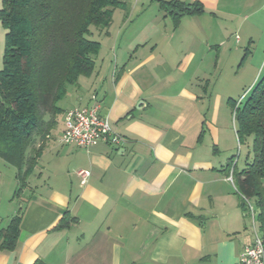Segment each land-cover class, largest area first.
Returning <instances> with one entry per match:
<instances>
[{
	"label": "crops",
	"instance_id": "obj_1",
	"mask_svg": "<svg viewBox=\"0 0 264 264\" xmlns=\"http://www.w3.org/2000/svg\"><path fill=\"white\" fill-rule=\"evenodd\" d=\"M182 1H199L203 12L174 24L162 11L174 29L163 33L165 46L148 36L135 38L133 45L122 41L116 50L117 35L112 65L106 57L97 61L100 42L93 73L79 77L58 101L62 111L56 126L17 196L16 168L0 158V228L23 209L15 248L0 250V264L38 259L47 264H236L253 243L230 176L234 166L241 169L228 154L205 145L207 131L217 147L220 143L215 126L220 97L206 87L211 71L205 56L217 49L215 72L227 29L215 22L219 33L212 35L200 21L209 25L219 15L225 22L234 19L238 28L249 30L244 40L236 35L235 44L241 39L252 44L264 35V0H238L236 12L223 0ZM185 19L195 26L178 30ZM105 38L109 44L111 35ZM76 106L96 108L124 142L88 148L60 144L64 112ZM82 170L89 171L83 184ZM65 212L73 220L59 228Z\"/></svg>",
	"mask_w": 264,
	"mask_h": 264
},
{
	"label": "trees",
	"instance_id": "obj_2",
	"mask_svg": "<svg viewBox=\"0 0 264 264\" xmlns=\"http://www.w3.org/2000/svg\"><path fill=\"white\" fill-rule=\"evenodd\" d=\"M157 2L174 24L186 14L203 12L199 1ZM117 8L126 9L127 1L1 0L6 46L0 69V158L16 168V196L27 186L45 136L56 126L62 111L58 101L70 85H77L79 77L90 76L95 69L101 45L88 38L90 27L107 28ZM244 93L243 102L233 103V113L239 143L252 139V157L241 170L231 168L232 178L244 212L245 201L254 200L264 242V72ZM22 214L18 208L0 228L1 251L15 248ZM70 220L65 212L57 227H67ZM32 264L47 263L38 259Z\"/></svg>",
	"mask_w": 264,
	"mask_h": 264
},
{
	"label": "rangeland",
	"instance_id": "obj_3",
	"mask_svg": "<svg viewBox=\"0 0 264 264\" xmlns=\"http://www.w3.org/2000/svg\"><path fill=\"white\" fill-rule=\"evenodd\" d=\"M127 8L117 9L115 10L112 20L107 28H94L92 29V34L88 35V38L92 40H98L102 43V50L99 52V56L97 61L99 62L102 57H106V61L112 62L117 60L115 55L118 54L115 52L112 47L115 45V39L117 35L119 36V41L116 42V50L119 46H122V41L129 42L131 45L137 42L135 38L138 40H145L150 36L152 39L156 40L160 43V46L163 45L165 39L164 37L165 31H174L173 26L171 25V20L168 17H163L162 10L159 11V4L157 0H126ZM238 0H223V3H227L228 6L225 7L227 10L236 12V6ZM1 6V0H0ZM214 19L212 24H206L200 21L201 25H204L205 28L211 27L210 34L216 35L219 33L217 28L215 27V22H217L219 27L223 30V28L227 29L226 38L227 44L222 46V54L220 60V67H217L215 72L212 71V67L215 60V53L217 49L211 51V54L206 57V67L210 68L211 74L209 76V80L206 83V87L209 90L214 89V93L218 94L220 99L219 109L217 111V119L215 122V126L218 127L220 143L217 147L215 142L211 140L210 135L207 131L205 135V145H207L208 149L212 151L216 148L218 152L217 154H228L230 159H233V162L237 165V170L242 169L245 165L244 162L248 159L250 161L252 157L251 152V143L252 139L247 138V141L243 143H239V140L236 137V129L237 123L235 121V114L233 103L235 102H243L247 96V93H244V90L247 89L243 87V85L249 84L251 79L256 74V79L261 73L264 72V35L261 34V38L259 36L252 44H248V40L244 42V38H247L249 35H246L248 30V26L244 25L241 29L238 28V21L236 20H228L225 22V17L219 15ZM188 19V18H186ZM182 21V27L178 30H187L191 29L195 24L188 23L187 20ZM1 20V19H0ZM107 32V33H106ZM164 33V34H163ZM111 35V39L106 41L105 36ZM243 38L239 42V44H235L237 40V36ZM200 37V35H198ZM135 39V40H134ZM164 42V43H163ZM100 43V45H101ZM108 45V47H107ZM167 45V44H166ZM5 45V29L1 25L0 22V69L3 68V53H4ZM116 53V54H115ZM167 53H170L168 50ZM202 51L200 52V54ZM205 85V83H203ZM248 86V85H247ZM248 90H246L247 92ZM207 118L210 119L211 113H207ZM204 145V146H205ZM10 167V166H8ZM232 176V170L230 172ZM233 182V181H232ZM230 183L232 189V193L234 191V187ZM235 198V193H233ZM18 201L17 198L14 199ZM251 204V208L255 210L253 216L257 214L256 206L253 199L249 200ZM250 208V205L249 207ZM250 209V210H252ZM253 211V210H252ZM246 218L244 219V224L247 230V234L253 236L255 234V229L257 234L261 233V229H259L257 216L255 218V223L253 224V217L250 215L251 212L246 210L245 212ZM243 225V222H242Z\"/></svg>",
	"mask_w": 264,
	"mask_h": 264
},
{
	"label": "built area",
	"instance_id": "obj_4",
	"mask_svg": "<svg viewBox=\"0 0 264 264\" xmlns=\"http://www.w3.org/2000/svg\"><path fill=\"white\" fill-rule=\"evenodd\" d=\"M62 121L63 130L57 138L60 144L88 148L101 141L111 145H121L124 142L121 135L111 130L109 120L99 116L93 106H76L68 109L64 112ZM88 172L79 171L82 184L86 182ZM252 242L244 247L236 264H264V242L256 231Z\"/></svg>",
	"mask_w": 264,
	"mask_h": 264
}]
</instances>
